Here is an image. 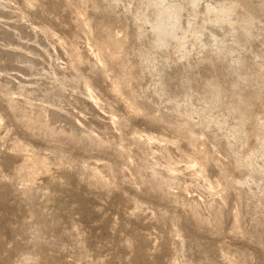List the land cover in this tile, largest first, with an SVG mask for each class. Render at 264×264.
I'll return each instance as SVG.
<instances>
[{
    "label": "rangeland",
    "instance_id": "374dc122",
    "mask_svg": "<svg viewBox=\"0 0 264 264\" xmlns=\"http://www.w3.org/2000/svg\"><path fill=\"white\" fill-rule=\"evenodd\" d=\"M0 264H264V0H0Z\"/></svg>",
    "mask_w": 264,
    "mask_h": 264
},
{
    "label": "bare ground",
    "instance_id": "6f19581e",
    "mask_svg": "<svg viewBox=\"0 0 264 264\" xmlns=\"http://www.w3.org/2000/svg\"><path fill=\"white\" fill-rule=\"evenodd\" d=\"M91 23V22H90ZM89 22H87V21H85V22H83V28L85 29V30H89L90 31V27L92 26L91 24H90ZM92 29V28H91ZM119 32V31H118ZM118 34V33H117ZM110 40H111V42L113 43V44H117V45H120V47H122L121 48V51H122V49L124 48L123 46L126 44V37H124L123 39H119V36L118 35H116L115 33L114 34H111L110 35ZM89 49V48H88ZM85 50V55H86V57L89 59V60H91V61H93L94 63H102V57H101V54H100V52H99V50L97 49L96 51H95V54H91L90 52H89V50ZM99 49H101V48H99ZM94 53V52H93ZM123 59V58H122ZM123 62V61H122ZM126 62V61H125ZM129 91V90H128ZM85 96H86V98L88 99V101L91 103V105H93V107L94 108H96V106H99L98 105V103H97V101L95 100V99H97V98H95V97H93L94 96V94L92 95V92H91V90L87 87V86H85ZM128 97H130V98H132V95H131V92H128ZM98 109H99V107H97ZM96 108V109H97ZM75 120V119H74ZM106 125L107 126H110V125H112V118H110V117H108L107 118V121H106ZM181 125V124H180ZM200 125H202L201 124V122H200ZM182 127H184V128H186V130H188V132L190 131V133H195V130L192 128V125H189V124H187V123H182ZM194 127V126H193ZM92 131V130H91ZM198 134H200V133H198ZM204 136V135H203ZM199 137V136H198ZM197 136H196V141L197 142H199L200 140V138H198ZM202 137V136H201ZM148 139L146 140V142L148 143ZM150 142V141H149ZM200 143V142H199ZM214 149V148H213ZM212 150V149H211ZM210 150V151H211ZM214 154H215V152H214ZM183 158V157H182ZM185 159V158H184ZM184 161V160H183ZM232 171H234V172H236V173H241V168H242V165L239 163V162H237L233 157H232ZM198 165V162L196 161V159H189V160H187L186 159V165L184 166L185 167V169L186 170H188V171H190V173H192L193 175H195V173L197 172L196 170H195V167ZM179 169H181V168H176L175 166L172 168V169H170V171L172 172V173H174V172H178V170ZM184 191V190H183ZM183 191H181L178 195L180 196V197H182V198H185L186 196H185V194H187V193H184ZM187 192H188V189H187ZM213 194V193H212ZM212 194H211V196H212ZM214 195V194H213ZM194 197H196V196H194ZM187 198V197H186ZM190 198V197H189ZM192 198V197H191ZM196 199H197V197H196ZM195 199V200H196ZM212 199H213V197H212ZM185 200H187V199H185ZM188 200H190V199H188ZM191 201V200H190ZM193 202H194V199H193ZM216 202V201H215ZM214 201H213V203H215ZM196 202H194V204H195ZM192 204V203H191ZM198 204V203H197ZM205 204V203H204ZM217 204V203H216ZM215 204V205H216ZM199 205H197L196 207H198ZM206 206H208V205H206ZM211 206V205H210ZM210 206H208V207H210ZM195 210L197 209L196 207H195V205H193L192 206ZM200 207V206H199ZM208 207L206 208L205 207V209H206V211H207V209H208ZM212 208V207H211ZM210 209V208H209ZM212 210V209H211ZM238 220V216L237 215H235L234 216V221L236 222Z\"/></svg>",
    "mask_w": 264,
    "mask_h": 264
}]
</instances>
